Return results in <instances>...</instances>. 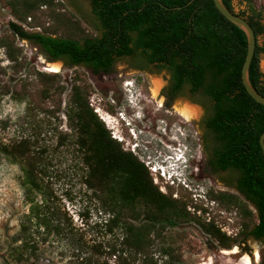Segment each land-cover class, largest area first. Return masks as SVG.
I'll list each match as a JSON object with an SVG mask.
<instances>
[{
	"label": "trees",
	"instance_id": "1",
	"mask_svg": "<svg viewBox=\"0 0 264 264\" xmlns=\"http://www.w3.org/2000/svg\"><path fill=\"white\" fill-rule=\"evenodd\" d=\"M89 1L98 22L94 34L85 33L76 19L72 16L67 18L64 14H61L64 19L60 22L65 23V34L43 29L40 25H36L39 28L36 31L24 28V23L31 24L45 8L59 6V0H0L16 20L9 24L11 35L39 48L49 62L63 61L71 67L84 66L96 74H109L116 63L128 59L141 70L155 68L158 72H166L173 96L188 91L210 109L211 114L205 124L220 144L216 168L233 169L240 174L236 193L220 191L211 196L207 192L211 200H218L238 211L241 228L231 237L221 231L216 220L201 221L193 216L187 203L159 198L162 193L158 188L142 182L139 176L142 164L132 156L137 176L126 179L135 186L137 194L148 198L152 214L148 222L136 226L128 218L115 215L113 205L116 203L100 201L102 208L110 213V218L102 223L106 236L116 235L119 229L122 230L120 247L107 243L110 254L121 251L150 258L157 247L156 240L163 237V233L151 229L156 222L164 223L176 218L186 222L195 220L202 231L223 249L242 248L249 239L257 240L261 244V264H264V151L260 145V137L264 133V106L249 95L242 81L248 50L246 34L228 21L212 0ZM223 3L231 12L245 19L255 32L256 50L249 77L254 88L264 97V72L261 68L264 5L248 0L246 8L236 12L234 0H223ZM0 44L7 47L12 61L18 60L20 50L3 37ZM39 76L56 78L58 75L39 73ZM49 90L51 88H46L47 92ZM69 101L72 114L69 113L68 117L76 121L80 131L92 132L90 145L98 148L102 145V138L108 145L111 137L90 107L87 91L80 85L73 86ZM113 143L118 145L116 141ZM39 145L37 139L30 138L0 144V154L21 166V186L25 202L29 205L26 220L13 241V244L22 243L13 249L12 259L16 264L23 263L27 254L37 255L34 237L40 233L39 229L48 234H66L75 248L81 251L89 246L84 239L78 238L80 229L74 227L55 202L56 196L47 182L51 167L47 162L48 152ZM122 194L129 196L131 186L126 187ZM199 210L205 214L208 212L204 208ZM102 244V241H94L89 246L92 251L81 264H106L94 258L98 257V248ZM159 252L167 257L164 264H181L171 243H163Z\"/></svg>",
	"mask_w": 264,
	"mask_h": 264
},
{
	"label": "rangeland",
	"instance_id": "2",
	"mask_svg": "<svg viewBox=\"0 0 264 264\" xmlns=\"http://www.w3.org/2000/svg\"><path fill=\"white\" fill-rule=\"evenodd\" d=\"M59 1V6L53 9L45 8L33 21L29 19L31 24L24 23V28L36 31L39 30L36 25H40L43 29L65 34V23L60 22L64 19L61 14H64L67 18L72 16L76 19L85 33H95L98 22L89 0ZM247 1L234 0L235 11L244 10ZM253 1L259 6L264 5V0ZM13 21L16 20L11 11L0 2V39L5 38L16 50L21 51L18 53V60L12 61L7 47L0 44V144L7 145L18 139L30 138L37 139L39 146L46 149L47 162L51 166L47 182L56 196L57 206L66 213L74 227L80 229L78 238L84 239L89 246H92L94 241L103 243L102 247L98 248L99 253L98 257H94L95 260L99 259V263L106 264H164L167 257H163L159 250L163 243H171L181 264H238L245 259L250 264H261L259 242L249 239L242 248H220L217 242L202 231L195 220L186 222L182 231L163 233V237L156 240L157 247L150 258L145 259L121 251L111 255L107 243L118 244L120 247L122 230L119 229L116 235L106 236L102 223L110 218V213L102 208L100 201L90 195L80 172H77L79 163L72 161L70 157L67 137L72 121L68 114H72L69 100L73 86L80 85L87 91L90 107L111 135L119 134L117 127L120 122L128 134V127L121 121L122 118L132 121V118L136 120L138 116L140 121L136 120L134 123L138 126L136 130L143 129L139 141L147 146L145 151L147 150L149 156L162 153L166 148L170 149L168 147L176 148L177 142L176 145L170 146L168 142L170 133L183 139L176 130L180 128L181 134L188 136L184 142L191 151L189 154L195 157L191 166L195 169L192 180L194 188H198L196 193H204L206 198L212 201L207 192L213 196L222 190L221 186L214 182V176L217 175L211 172L202 160L199 139L203 133L200 126L203 110L188 100L177 99L171 103L165 101L169 75L166 72H158L155 68L141 70L128 59L116 63L109 74H96L84 66L71 67L63 61L49 62L39 48L11 35L9 24ZM51 66H59V70L50 71ZM261 68L264 72V56ZM39 73L58 76L41 77ZM46 88L51 90L47 92ZM127 100L133 101L134 106L136 104L135 109L129 107ZM184 104L200 110V116L195 121L186 122L177 114V110L182 109ZM103 120L111 126L108 127ZM173 125L176 128L172 127ZM159 132L165 136L159 135ZM130 133L128 135L134 140ZM172 139L175 140L173 137ZM141 159L145 160L143 157ZM22 176L21 166L0 154V264H16L12 259L13 249L22 244H13L29 213V205L25 202L21 186ZM164 189L165 193H175V197L178 195V200L187 203L188 211L201 221L216 220L222 232L227 235L233 232L228 236H235L240 230L241 218L235 208L227 207L218 200L212 202L213 206L208 208L204 199L196 197L194 192L188 189L174 186L168 189L165 186ZM200 208L208 210L207 214L199 210ZM220 210H223V213L220 214ZM39 232L34 237L38 246L37 255H25L21 264H81L92 251L89 246L84 247L82 251L75 248L66 234H48L42 229H39ZM234 251L235 253H232Z\"/></svg>",
	"mask_w": 264,
	"mask_h": 264
},
{
	"label": "flooded vegetation",
	"instance_id": "3",
	"mask_svg": "<svg viewBox=\"0 0 264 264\" xmlns=\"http://www.w3.org/2000/svg\"><path fill=\"white\" fill-rule=\"evenodd\" d=\"M164 97L165 101H169L170 103L177 99H181L182 101L188 100L190 103L198 105L203 110L200 123L203 133L199 139L203 156L202 160L205 166L217 175V177L214 176V182L221 186L222 191L231 190L237 192L235 187L239 184V172L233 169L219 170L216 168L218 162L217 153L220 144L216 141L214 133L209 130L205 124L206 119L211 114L210 109L199 100V97L192 96L188 91L173 96L170 82L167 84ZM120 123L117 127V132L119 133L117 136L121 137L125 142L114 139L111 132L108 130L111 141H108L109 144L106 145L105 138H102V145L96 148L90 145L92 142L90 138L92 132L88 130L80 131L76 121L72 120L69 125V134L67 137L70 145V157L72 161L79 163L77 172H80L82 180L86 184L93 199L96 201L116 203V205H113L116 216L128 218L134 225L142 226L145 222H148L152 214V205L147 197L137 194L135 186L130 184L129 180L126 179V177L133 178L137 176L136 167L131 160L132 156L138 158L142 164L139 171L142 182L149 186L153 184L158 188L162 193L161 196L158 195L159 198L165 200H178L179 197L178 195L175 197V193H163L161 191L162 182L161 180L160 182H155L150 167L141 159V150H137L136 153L131 150L132 145L137 143L136 139L133 140L131 136L128 135L129 132H131V127L127 128L128 134H126L122 123ZM134 125L138 128L135 123ZM138 130L141 134L143 133L142 128ZM113 141H116L118 145H114ZM145 149L148 148L143 143L142 150L145 151ZM128 186H131V194L129 196H124L122 192ZM166 188L168 189L170 187L166 186ZM212 201L215 202V200ZM219 213H223V210H220ZM186 224L184 220L173 218L166 220L164 223L156 222V226L151 230L153 232L172 233L182 231Z\"/></svg>",
	"mask_w": 264,
	"mask_h": 264
},
{
	"label": "clouds",
	"instance_id": "4",
	"mask_svg": "<svg viewBox=\"0 0 264 264\" xmlns=\"http://www.w3.org/2000/svg\"><path fill=\"white\" fill-rule=\"evenodd\" d=\"M127 104L129 107L133 110L136 107V104L134 106L133 101L127 100ZM108 116L110 114H107ZM135 115V113H134ZM137 116V115H136ZM111 117V116H110ZM138 117V116H137ZM136 117V120H139V118ZM103 119V118H102ZM132 118L131 120L122 118V122L125 124L126 127H131V130H134L135 135L134 138L137 141V149L141 150L140 154L144 161L148 163V165H152L156 168V173L159 179L164 183L165 186H174V187H180L183 186L184 188L188 189L191 192H194V195L196 197H199L201 200L204 199L205 206L209 208V206H213L212 202L209 201L204 193L199 194L196 193L198 188H194L193 186V172L195 169L193 166H191L192 159L195 158L193 155L189 154L191 151L189 150V147L184 140H187L188 136L185 137L184 134H181L180 128L176 129L178 133H180L181 138H178V135L171 134L170 138H174L177 140L178 146L176 148L171 147L170 149H165L162 153L154 154V155H148L147 150L143 151L142 147L143 145L139 141V137L141 135V132L139 130H136V126L134 125V122L136 121ZM108 127L111 125L103 120ZM140 121V120H139ZM172 127L176 128L175 125ZM172 127L170 128V131L172 130ZM132 134V133H131ZM168 135V134H167ZM167 147V146H166ZM188 161V162H187ZM215 205V204H214Z\"/></svg>",
	"mask_w": 264,
	"mask_h": 264
},
{
	"label": "water",
	"instance_id": "5",
	"mask_svg": "<svg viewBox=\"0 0 264 264\" xmlns=\"http://www.w3.org/2000/svg\"><path fill=\"white\" fill-rule=\"evenodd\" d=\"M219 12L231 23L239 27L247 37L248 50L242 68V81L249 95L264 106V97L254 88L250 81L249 70L256 50V35L252 26L242 17L231 12L223 3V0H212ZM260 145L264 151V133L260 137Z\"/></svg>",
	"mask_w": 264,
	"mask_h": 264
},
{
	"label": "bare ground",
	"instance_id": "6",
	"mask_svg": "<svg viewBox=\"0 0 264 264\" xmlns=\"http://www.w3.org/2000/svg\"><path fill=\"white\" fill-rule=\"evenodd\" d=\"M50 71H58L59 70V66H51L49 67ZM157 91L155 90V93ZM177 114L184 119L186 122H192L195 121L196 118H198L200 116V110L196 107L190 106L189 104H184L182 109H178L177 110ZM159 135H163L159 132ZM165 136V135H163ZM176 145V140H173L172 138L169 139L168 145ZM171 148V147H168ZM232 253H235L232 252ZM238 264H250V262L248 260H242L241 262H239Z\"/></svg>",
	"mask_w": 264,
	"mask_h": 264
},
{
	"label": "built area",
	"instance_id": "7",
	"mask_svg": "<svg viewBox=\"0 0 264 264\" xmlns=\"http://www.w3.org/2000/svg\"><path fill=\"white\" fill-rule=\"evenodd\" d=\"M131 133H132V135H135L134 130H131ZM112 136H113L114 139L123 142V139H122L121 137H118L116 134H113ZM136 147H137V144H136V143L133 144L132 147H131V150H132L134 153L137 152V150H136L137 148H136ZM146 164H148V163L146 162ZM148 166H149V165H148ZM149 167H150L151 172H152L153 175H154L155 182H156V183L159 182V177L157 176L156 168H155L154 166H152V165H150ZM164 187H165V186L162 185V186H161V190H162V192L165 193V189H164ZM226 232H227V231H226ZM232 234H233V232L228 233V235H232Z\"/></svg>",
	"mask_w": 264,
	"mask_h": 264
}]
</instances>
